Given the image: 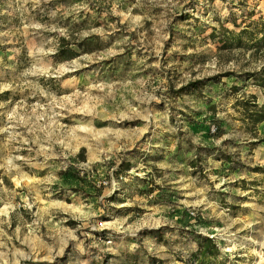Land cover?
I'll return each mask as SVG.
<instances>
[{"label":"rangeland","instance_id":"1","mask_svg":"<svg viewBox=\"0 0 264 264\" xmlns=\"http://www.w3.org/2000/svg\"><path fill=\"white\" fill-rule=\"evenodd\" d=\"M221 26L264 0H0V264H264V48Z\"/></svg>","mask_w":264,"mask_h":264},{"label":"trees","instance_id":"2","mask_svg":"<svg viewBox=\"0 0 264 264\" xmlns=\"http://www.w3.org/2000/svg\"><path fill=\"white\" fill-rule=\"evenodd\" d=\"M221 28L223 35H225L224 39L221 42L222 44L220 46V50L222 51L232 50L234 48H241L242 45H244V42L242 40L243 37H247L249 41L248 44H245L246 47L244 48H249V49L254 48L255 51H259L261 48L262 49L264 48V30H262V41L259 40L257 41L258 43H255L254 40L251 39L253 33L249 32L248 30H242L238 34H234L233 32H228V30L224 29L222 26ZM260 42H262V46L259 45ZM59 52L65 54L67 52L65 50V46L61 47ZM248 77L254 78V81L259 86H262L264 88V63L262 64L260 71L252 72V74H249ZM202 85H204V82L202 80L189 82L188 84V86L191 87L192 89H197ZM242 107L247 115V118L250 119L252 123L259 124L261 122H264V101L261 106H259L255 102L253 104L242 102ZM210 246H211V239L209 238L205 239L201 255L205 256L209 251H211ZM197 261H199V264H203L202 263L203 260L201 257H199Z\"/></svg>","mask_w":264,"mask_h":264},{"label":"bare ground","instance_id":"3","mask_svg":"<svg viewBox=\"0 0 264 264\" xmlns=\"http://www.w3.org/2000/svg\"><path fill=\"white\" fill-rule=\"evenodd\" d=\"M80 130L82 131V132H84L85 134H87L88 135V133H90L91 132V128H86V127H82V128H80ZM87 135L85 136V137H87ZM81 143H84V144H86V139H82V142ZM18 182V181H17ZM259 264H262V259L260 260V262H259Z\"/></svg>","mask_w":264,"mask_h":264},{"label":"built area","instance_id":"4","mask_svg":"<svg viewBox=\"0 0 264 264\" xmlns=\"http://www.w3.org/2000/svg\"><path fill=\"white\" fill-rule=\"evenodd\" d=\"M211 134L215 133L216 128L214 126H211L208 130Z\"/></svg>","mask_w":264,"mask_h":264}]
</instances>
